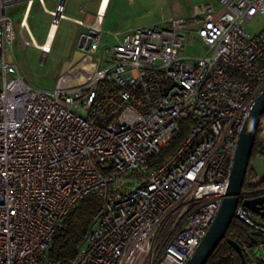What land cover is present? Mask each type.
Segmentation results:
<instances>
[{"label": "built area", "instance_id": "built-area-1", "mask_svg": "<svg viewBox=\"0 0 264 264\" xmlns=\"http://www.w3.org/2000/svg\"><path fill=\"white\" fill-rule=\"evenodd\" d=\"M12 1L0 0V264H64L43 253L88 194L101 204L69 264H184L221 205L264 90V29H246L264 0L194 4L103 47L100 27L87 25L77 45L92 70L76 82L70 63L51 87L34 85L15 55ZM64 4L49 11L51 26L66 18ZM185 118L177 150L151 166ZM256 138L264 154V114ZM262 195L242 190L236 212L264 234V217L242 204ZM250 257L264 262V248Z\"/></svg>", "mask_w": 264, "mask_h": 264}, {"label": "trees", "instance_id": "trees-1", "mask_svg": "<svg viewBox=\"0 0 264 264\" xmlns=\"http://www.w3.org/2000/svg\"><path fill=\"white\" fill-rule=\"evenodd\" d=\"M189 121L185 118L180 123V131L165 144L162 151L150 159V165H160L178 148L180 142L188 133ZM260 153L257 138L254 141L251 157ZM264 188V176L258 177L250 165L247 167L242 190ZM101 204L100 199L94 194L85 196L78 206L72 209L66 216L63 225L56 232L47 249L43 253L42 260L54 259L64 264H69L76 255L78 247L83 242L93 222V215ZM226 236L235 240L242 248L245 264H264L254 261L250 255L256 256L261 248H264V235L256 231L250 224L239 218H233L228 226ZM245 248L248 250L245 251ZM250 253V255L248 254ZM238 252L223 239L209 256L205 264H240Z\"/></svg>", "mask_w": 264, "mask_h": 264}, {"label": "rangeland", "instance_id": "rangeland-1", "mask_svg": "<svg viewBox=\"0 0 264 264\" xmlns=\"http://www.w3.org/2000/svg\"><path fill=\"white\" fill-rule=\"evenodd\" d=\"M217 1L218 0H156L154 3V5L156 4L154 14L160 15V13L164 12L167 14L170 12L172 13L171 9L175 10L174 6L171 8L172 4H179L180 8H183V5H188L191 8L194 4L207 2H213L216 4ZM22 10L23 6L21 3H14V1L8 5L6 10V14L16 22L15 28L18 32V39L14 44L15 55L18 57L23 72L34 85L39 87H51L57 78L59 68L64 65L65 60L71 54L74 39L79 27L71 19H62L58 25L55 37L53 38L51 51L47 55H42L41 50L37 49L32 44L27 45L25 43V40L29 41V38L31 37L28 28H22L20 22L18 23L22 16ZM64 13L69 17L75 16V14ZM177 13L176 10L174 14ZM94 16L95 15H93V19ZM51 19L52 17L49 15H44L42 19L38 18L33 13L30 14L28 18L29 27L32 34L35 35L37 42H42L43 38L45 39L47 37L49 27L51 26ZM246 29L250 34L258 33L260 30L264 29V16H254L248 23ZM38 31L39 35H43L42 38L35 34ZM103 39L110 40L111 38L104 34ZM198 48L199 44L195 43L193 47L186 50V53H196V49ZM8 55L9 59H11V54ZM250 165L258 177L264 176V154H254L250 160Z\"/></svg>", "mask_w": 264, "mask_h": 264}, {"label": "crops", "instance_id": "crops-1", "mask_svg": "<svg viewBox=\"0 0 264 264\" xmlns=\"http://www.w3.org/2000/svg\"><path fill=\"white\" fill-rule=\"evenodd\" d=\"M59 1L60 0H22L14 2L21 3V5L23 6L22 16L18 23L22 21L23 25L28 28L30 35H32V37L35 39V35L32 34L29 27L28 18L30 14L33 13L38 18L42 19L44 15L51 16L49 11L55 9ZM155 1L156 0H65L64 12H66L67 14H75V16H66V18L63 19H71L75 24L78 25L79 28L74 39L71 54L65 60L64 65L69 61L75 64V62L82 58V51L77 45V39L80 33L90 32V28L87 25L97 24V26L100 27L101 47H103L105 44L114 43L117 37H121L125 32H128L136 27L151 25L158 21L165 20L172 15L186 16L191 12V8L188 5H183V8H180L179 4H172L171 8H173V6L175 8V10L171 9L172 13L170 12L167 14L166 12H164L160 13V15H156L154 14V9L156 7V4L154 5ZM7 7L8 5L5 6V13ZM100 7L105 8V10L101 14L100 22H96V15L99 14ZM176 10L178 13L174 14ZM1 13L2 10H0V14ZM93 15H95L94 19ZM76 20H83L84 25L81 26ZM57 28L56 26H50L47 37L45 39L43 38L42 42H37L35 39V43L37 46H40L42 44H45L46 47L49 46V51L47 53L44 54L41 51L42 55H47L51 51L53 38L55 37ZM35 34L38 36L39 31ZM104 34L108 35L111 39H103ZM39 36L40 38L43 37V35ZM36 48L39 49L38 47ZM76 52H79L81 56L77 60L73 61ZM64 65L60 67L58 71H60L61 68H64Z\"/></svg>", "mask_w": 264, "mask_h": 264}, {"label": "water", "instance_id": "water-1", "mask_svg": "<svg viewBox=\"0 0 264 264\" xmlns=\"http://www.w3.org/2000/svg\"><path fill=\"white\" fill-rule=\"evenodd\" d=\"M85 49H88V44L85 46ZM262 114H264V90L258 94L244 120L235 151L228 186L221 205L200 243L186 259L184 264H205L209 256L223 239L238 252L241 259L240 264H245L241 246L235 240L226 236V232L233 218H239L245 221L238 215L236 208ZM242 204L253 213L264 217V195L246 199Z\"/></svg>", "mask_w": 264, "mask_h": 264}, {"label": "bare ground", "instance_id": "bare-ground-1", "mask_svg": "<svg viewBox=\"0 0 264 264\" xmlns=\"http://www.w3.org/2000/svg\"><path fill=\"white\" fill-rule=\"evenodd\" d=\"M30 1V0H28ZM105 8H102L100 7L99 8V14H100V18H99V22L101 20V14L104 12ZM40 46H44L45 49H47L48 47H46L45 44H42ZM81 56V54L79 52H76L75 55H74V59L73 61L77 60L79 57ZM71 62H66L64 67H67ZM76 66H75V70H79L78 73H76V77L77 78H73V81H78L79 79H84L86 77V74H85V71H91L92 68H93V65L92 63L88 60V59H85V60H82V59H79L77 62H75ZM70 78V77H69Z\"/></svg>", "mask_w": 264, "mask_h": 264}]
</instances>
